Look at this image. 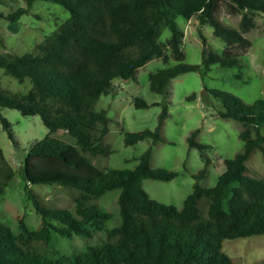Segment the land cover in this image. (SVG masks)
Returning a JSON list of instances; mask_svg holds the SVG:
<instances>
[{
  "label": "trees",
  "instance_id": "trees-1",
  "mask_svg": "<svg viewBox=\"0 0 264 264\" xmlns=\"http://www.w3.org/2000/svg\"><path fill=\"white\" fill-rule=\"evenodd\" d=\"M35 0L5 13L13 23L29 11ZM60 4L68 16L37 43L36 49L18 54L0 52V67L18 80L28 78L25 92L0 87V108H16L23 115L38 114L47 128L45 136L28 148L19 174L24 194L40 217L30 228L23 216L17 229L0 220V264H237L223 250L225 239L264 234V173L254 174L247 160L258 149L264 155V98L246 103L232 93L210 91L222 102L218 116L240 123L242 149L224 159L225 168L211 186L199 180L206 174L209 144L195 139L193 129L186 141L196 147L203 166L192 173L191 190L180 205L150 197L142 180L168 181L178 171L150 165L151 146L132 168L96 166L92 157L112 152L104 144L108 132L107 111L96 110L102 94L113 91V80L134 79L138 67L153 58L176 63L149 73L151 91L168 94L176 75L211 65L238 66L239 57L251 45L245 33L255 26L256 14L264 19V0H43ZM9 0H0L1 4ZM239 14L237 26L224 23L220 14ZM194 17L209 25L224 42L220 52L203 42L200 64L182 62L183 30L176 17ZM264 23V21H263ZM166 28L170 34L159 36ZM240 78V74L235 75ZM135 107L149 104L133 97ZM156 102L152 103L155 104ZM167 114L161 105L158 124L124 132L125 144L150 139L163 140L162 120ZM8 138L17 145L10 122L0 116ZM63 130L73 138L64 142L54 133ZM15 169L0 148V194L13 179ZM55 184L70 189V206H53L32 190V184ZM118 189L117 224L106 227L111 217L96 201L106 191ZM103 234L93 244L71 253L48 254L52 233L71 237ZM252 264H264V258Z\"/></svg>",
  "mask_w": 264,
  "mask_h": 264
},
{
  "label": "rangeland",
  "instance_id": "rangeland-1",
  "mask_svg": "<svg viewBox=\"0 0 264 264\" xmlns=\"http://www.w3.org/2000/svg\"><path fill=\"white\" fill-rule=\"evenodd\" d=\"M18 5L24 6V0L0 3V12L4 15ZM67 16L68 11L60 4L43 0H35L29 11L16 22L11 23L0 16V52L12 51L22 54L36 49L37 43ZM220 18L228 25L237 26L240 15L222 12ZM175 21L184 32L182 62L201 63L204 45L200 33L210 50L220 52L224 47V42L213 34L211 26H200L194 17L186 20L177 16ZM254 21L255 26L245 33L251 45L239 57L238 66L220 67L213 64L207 71L198 69L182 72L170 79L169 92L166 95L150 90L148 75L159 68L176 63L177 60L170 59L164 63L159 58H153L137 68L134 79L115 78L113 91L102 94L94 104L96 110L107 111L108 132L104 135L103 142L110 145L112 152L92 157L93 163L101 169L132 168L138 162L139 156L151 146L150 165L174 169L178 174L168 181L145 178L142 180V186L148 195L157 201L180 205L192 188V173L201 168L204 162L199 150L189 146L186 141L188 134L193 129H198L195 139L210 145L205 150L209 158L206 174L199 183L203 186L213 185L218 174L225 168L224 159L240 151L243 143L238 136L240 123L218 116L217 111L222 108V102L210 91L229 92L246 103L264 98V19L256 14ZM169 34V29L165 27L159 39L164 40ZM237 74H240V78H236ZM0 87L9 92L21 93L31 87V82L28 78L20 81L6 74L0 67ZM136 96L144 99L149 105L135 107L132 98ZM154 102L156 103L152 104ZM163 103L167 106V114L162 120L160 130L164 139L155 143H151L150 139H143L133 144H125L124 132L156 127ZM0 116L10 122L17 143L15 145L8 138L0 120V148L15 169L13 179L0 194V220L16 230L17 217L21 215L30 228H35L40 224V217L24 194V181L18 169L30 145L41 140L48 130L38 114L23 115L16 108L5 107L0 108ZM54 134L66 143H73V138L63 130ZM247 166L250 172L256 175L264 173V155L255 149L247 160ZM31 188L53 206L72 204L70 189L67 187L39 183L32 184ZM117 194L118 189H112L96 199L104 210L111 213L105 228L119 221ZM102 234L97 232L93 237L74 234L66 237L52 233L48 254L58 255L82 250L87 244L95 243ZM222 248L235 263L252 264L264 258V234L225 239Z\"/></svg>",
  "mask_w": 264,
  "mask_h": 264
}]
</instances>
